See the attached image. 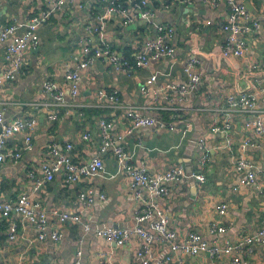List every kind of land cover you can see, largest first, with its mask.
Returning a JSON list of instances; mask_svg holds the SVG:
<instances>
[{"label":"crops","instance_id":"crops-1","mask_svg":"<svg viewBox=\"0 0 264 264\" xmlns=\"http://www.w3.org/2000/svg\"><path fill=\"white\" fill-rule=\"evenodd\" d=\"M150 1L159 5L165 2ZM108 2L67 0L60 10L52 11L37 30L39 45L24 54L20 76L6 81L3 86L0 110L4 121L35 119L36 125L30 133L32 148L23 151L17 161L7 158L0 165V201L29 196L47 215L46 235L53 232L59 235L57 240L49 237L39 240V232L32 224L15 213L3 217L0 212V253L5 255L4 264H29L31 256L34 261L45 260L48 264H75L77 260L81 264H140L136 251L142 242L137 237L118 247L98 238L93 230L82 232L80 224L58 220V215L66 212L80 215L93 229L136 225L135 215L141 202L135 200L130 180L118 172L113 153L99 152L100 120L113 123L115 136L125 133L120 144L131 154L130 164L135 168L145 167L154 176L171 167L183 166L186 173L205 176L201 183L181 178L168 184V195L158 200V207L166 215L168 226L176 232L178 241H183L188 232L196 231L208 242L233 243L264 226V194L259 193L264 188L263 174L257 175L255 186L242 187L238 185L239 176L235 171L236 161L241 158L259 169L264 167V135H256L248 126L254 117L264 119V0H241L250 17L257 21L258 28L249 38L250 52L239 58L223 56L225 35L221 26L230 13L225 1L213 6L209 0H190L189 4L170 10L158 8L152 24L138 19L127 30L120 26L119 16L110 18L108 41L120 57L130 62V68L124 72L114 71L105 57L94 59L80 72L81 88L73 100L65 79L66 73L76 67L72 53L85 40L92 47L97 43L96 36L85 27L95 23ZM185 7L190 9L186 11ZM51 8L45 0H0V26L28 22ZM154 24H167L174 29V53L135 68L133 58L154 37ZM190 59L197 61L194 72L200 83L180 102L166 86L186 81L183 69ZM253 61L260 65V70L250 73L248 65ZM8 64L6 44H2L0 73ZM156 71L170 74L158 78L156 87L162 90L157 97L144 95L140 85ZM47 82L53 84L55 92H61V99L68 106L53 105L51 94L44 89ZM99 90L105 91L108 99L117 94L122 106L115 107L110 100L105 105L96 104ZM238 92L256 95L255 113L226 109L227 96ZM32 103L38 104L37 108ZM127 109L171 123L174 129L141 127L127 135L130 125L125 119ZM51 112L58 114L55 121L48 120ZM225 124L229 128L223 131ZM216 127L219 130L214 132ZM26 132L10 136L5 151H21ZM85 132L89 133L88 140L82 138ZM228 139L229 148L226 147ZM52 140L62 148L66 143L72 144L71 157L77 164L101 157L104 170L99 176L82 177L74 183H67L62 174H56L51 182L34 191L29 174L33 172L41 177L39 167L51 162L45 150ZM199 142L209 150V161L205 164L199 160ZM87 190L103 195L104 199L97 198L88 208L78 205V194ZM220 204L227 205L223 216L216 213ZM214 219L225 226L223 234L207 233L206 227ZM149 223L143 226L149 228ZM12 229L13 239L10 238ZM152 251L155 256L163 257L169 247L164 242H156ZM232 260L231 254L210 258L202 253L189 256L177 252L171 264H233ZM246 260L248 264H264V247H254Z\"/></svg>","mask_w":264,"mask_h":264},{"label":"built area","instance_id":"built-area-1","mask_svg":"<svg viewBox=\"0 0 264 264\" xmlns=\"http://www.w3.org/2000/svg\"><path fill=\"white\" fill-rule=\"evenodd\" d=\"M67 0H45L51 10L43 11L39 15L31 17L28 22H15L10 25L0 26V45L6 44V56L9 64L5 70L0 73V98L3 92V86L6 81L16 80L23 69V58L25 52L30 48H36L39 45L38 28L52 14V11L60 10ZM203 1V0H202ZM220 1H225L229 7V16L227 22L221 26V30L225 35V47L223 48V56L225 58L233 56L236 58L247 55L250 52L249 38L257 31L258 23L250 17V13L246 10L241 0H209L213 6ZM190 3V0L163 2L157 8L153 6L150 0H109L104 10L98 14L95 23L92 26H86L87 32L94 34L97 43L92 47L88 40L81 42L80 48L72 53V61L75 64L74 70H69L65 79L69 85L70 97L74 100L77 98L81 88L80 72L85 70L93 60L99 57H105L109 65L114 71H127L130 68V62L120 57L117 51L112 49L108 41L107 26L110 18L119 16L123 26L133 24L136 20L141 19L146 24H152L156 10L163 8L170 10L175 6H184ZM78 7H81L79 4ZM156 30L154 37L149 39L133 58V66L141 68L147 66L150 62L169 57L174 53L172 40L174 38V29L167 24H154ZM197 61L190 59L184 66L183 72L187 79L179 84H169L166 90L173 91L180 102L188 98L200 83L198 74L194 72ZM251 72L260 70V65L253 61L248 65ZM170 72L156 71L148 76L143 84L140 85V92L144 95L152 94L157 97L162 88L156 87V82L161 76H169ZM44 89L51 94L54 106H68L61 99V92H55L52 83L47 82ZM71 100V101H73ZM110 100L115 107H121L122 104L117 94H112L108 99L107 94L103 90L96 93V104L105 105ZM227 110H239L241 112L253 114L256 112V95L250 92H238L229 94L226 98ZM37 108L38 104H31ZM121 105V106H120ZM97 106V105H96ZM58 118L56 112L48 115L49 121H55ZM125 119L129 122V128L126 134L130 135L136 128L156 126L158 128H168L173 130V124L166 123L160 119L144 116L134 109H127ZM36 125L35 119L16 118L6 123L3 118V112L0 110V165L5 159L17 161L21 158L22 152L30 150L33 146L31 132ZM249 128L256 135H264V119L254 117L249 122ZM228 125H223L222 130L228 129ZM99 129L101 142L99 146L100 153L111 151L118 164V172L122 173L131 182L133 196L137 202H141L135 215L136 225L128 228L108 227L93 229L88 223H84L78 214L61 213L58 220L62 223L71 222L73 224L82 225V232L88 233L94 231L95 235L107 242H112L120 247L133 237L141 240L140 247L136 251V257L140 264H171L177 252H184L189 256H196L200 253L210 258L219 257L223 254H231L233 264H248L246 257L252 252L254 247H264V226L258 228L253 234L245 235L233 243L225 241L222 244L217 242H208L205 236L196 231L187 233L183 241L177 240V234L168 226V219L162 210L158 207V200L168 195L167 185L181 178H192L198 183L205 181V176L200 173L187 175L183 166L171 167L165 172L156 175H150L145 167L135 168L130 164L131 154L124 150L120 144L125 133L117 136L113 132V123L106 120L99 121ZM24 130V144L22 150L18 152L5 151L7 139ZM218 127L213 131H218ZM189 131V130H188ZM83 140L89 139V133L85 132L82 136ZM231 141H226V147L229 148ZM45 150L46 155L51 158V162L40 166L39 173L41 177H36L33 172L29 176L33 180V190L38 191L44 184L51 182L56 174H62L65 182L74 183L82 177L99 176L104 170V163L101 157L96 156L86 164H77L71 157L73 145L66 143L64 148L58 146L53 140L47 144ZM200 150V163L205 164L209 161V150L203 142L198 143ZM235 171L239 176L238 185L242 187L255 186L257 183V175L259 173L264 176V167L257 168L252 162L246 159H239L235 164ZM113 177V176H111ZM264 194V188L259 190ZM104 199L103 195H96L93 190L81 192L77 196V204L88 208L94 204L96 199ZM217 215L223 216L226 212L227 205L220 204L216 208ZM0 212L3 217H8L10 213H15L21 219L32 224L39 232V240L49 237L51 240H57L59 235L56 232L46 235L47 215L40 207L38 202H31L29 196L22 195L16 200L0 201ZM150 221L149 228L143 226L144 223ZM206 231L208 234H223L226 231L224 225L219 224L217 219L211 221ZM10 233V238L15 235ZM156 242H164L169 247V252L163 257H157L152 251V245ZM80 253L78 252V255ZM75 264H81L79 260Z\"/></svg>","mask_w":264,"mask_h":264},{"label":"water","instance_id":"water-1","mask_svg":"<svg viewBox=\"0 0 264 264\" xmlns=\"http://www.w3.org/2000/svg\"><path fill=\"white\" fill-rule=\"evenodd\" d=\"M180 1H182V0H180ZM195 1H198V0H195ZM187 9H190V8H187V7H185V9L184 10H186L187 11ZM120 24V23H119ZM120 26H123L122 25V23L120 24ZM125 27V30H127V29H129L130 27H131V25H129V26H124ZM152 32H153V34H155V32H156V30H155V28H153V30H152ZM88 163V162H87ZM187 175H190V173H187ZM187 179H191V180H193V182L194 183H198V181L197 180H194V179H192V178H189V177H186ZM185 178V179H186ZM108 227H110V226H106L105 228H108ZM99 228V227H98ZM118 228H121V227H118ZM5 258V255H3V254H1L0 253V264H4V262H3V259ZM25 263V262H24ZM29 264H48L45 260H42V261H34V256H31V263H29Z\"/></svg>","mask_w":264,"mask_h":264},{"label":"trees","instance_id":"trees-1","mask_svg":"<svg viewBox=\"0 0 264 264\" xmlns=\"http://www.w3.org/2000/svg\"><path fill=\"white\" fill-rule=\"evenodd\" d=\"M122 1L125 2V0H122ZM165 2H166V3H169V2H171V0H165ZM152 4H153V6L156 7V8L159 6V4L156 3V2H154V1H152Z\"/></svg>","mask_w":264,"mask_h":264}]
</instances>
